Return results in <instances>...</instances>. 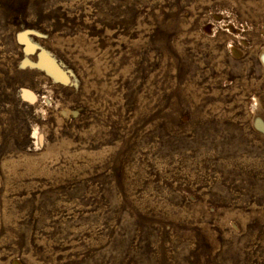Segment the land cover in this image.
Returning a JSON list of instances; mask_svg holds the SVG:
<instances>
[{
    "label": "rangeland",
    "instance_id": "374dc122",
    "mask_svg": "<svg viewBox=\"0 0 264 264\" xmlns=\"http://www.w3.org/2000/svg\"><path fill=\"white\" fill-rule=\"evenodd\" d=\"M258 123L264 0H0V264H264Z\"/></svg>",
    "mask_w": 264,
    "mask_h": 264
},
{
    "label": "bare ground",
    "instance_id": "6f19581e",
    "mask_svg": "<svg viewBox=\"0 0 264 264\" xmlns=\"http://www.w3.org/2000/svg\"><path fill=\"white\" fill-rule=\"evenodd\" d=\"M28 46V45H27ZM29 49V48H28ZM30 50V49H29ZM29 98V97H28ZM258 126H259V130L263 129L264 130V127L262 126V124L258 123ZM34 137V136H33Z\"/></svg>",
    "mask_w": 264,
    "mask_h": 264
}]
</instances>
